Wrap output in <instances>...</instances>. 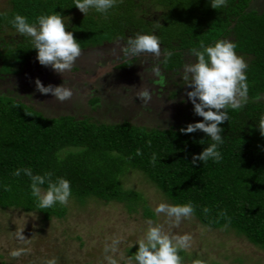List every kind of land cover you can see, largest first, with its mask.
<instances>
[{"label":"trees","instance_id":"obj_1","mask_svg":"<svg viewBox=\"0 0 264 264\" xmlns=\"http://www.w3.org/2000/svg\"><path fill=\"white\" fill-rule=\"evenodd\" d=\"M210 2L117 0L106 14L90 9L78 16L75 0H10L0 11V81L19 74L37 55L31 38L10 23L14 16L35 23L39 16L59 13L81 51L120 39L127 43L138 34L156 35L162 52L159 64L173 73L185 65L184 52L199 49L201 41L212 46L231 35L236 53L248 65V96L242 108L226 110L228 120L220 125L224 130L220 162L192 165V157L213 141L201 131L181 133L190 123L159 128L88 115L46 116L14 91L0 88V208L37 212L44 219L66 214L67 205L59 203L39 208L30 178L23 172L13 175L17 169L30 168L34 175L50 172L54 181L68 180L70 198L79 204L89 198L119 202L127 212L140 211L152 219L155 213L141 192L124 185V174L133 170L141 172L170 205L191 202L193 216L203 226L232 230L264 251V136L259 131L264 124V10H249L252 0H227L217 10ZM167 52L173 55L165 62ZM46 188L47 184L42 186ZM137 249V244L130 247L128 254L134 258ZM179 255L183 260L186 253L181 250Z\"/></svg>","mask_w":264,"mask_h":264},{"label":"rangeland","instance_id":"obj_2","mask_svg":"<svg viewBox=\"0 0 264 264\" xmlns=\"http://www.w3.org/2000/svg\"><path fill=\"white\" fill-rule=\"evenodd\" d=\"M9 1L0 0V11L9 7ZM248 9L263 11L264 0H252ZM74 14L83 13L77 9ZM232 39L228 35L223 40ZM125 46L127 43L120 39L86 48L62 76L32 59L19 74L1 80L0 88L14 91L46 116L88 115L109 122L129 120L159 128L201 118L194 114L186 95L191 89L181 79L184 66L177 73L166 72L159 64L162 52L159 57L149 53L132 56L123 51ZM126 60L130 64L119 67ZM184 60L185 64L194 63L188 52H184ZM36 79L45 86L62 84L72 96L60 101L51 94H41L36 90ZM145 88L152 96L147 104L138 99V93ZM96 97L94 104L91 100ZM123 179L126 187L141 192L154 213L158 204H169L141 172L130 170ZM148 221L162 226L172 236H192L191 246L184 249L182 264H264V251L232 230L203 226L194 216L179 225L163 214L145 218L140 211L127 212L122 203L96 198L83 204L69 198L66 214L61 218L44 219L37 212L0 208V264H45L53 258L57 264H110L109 257L116 264H136L128 249L144 237ZM21 231L24 240L18 238ZM112 247L115 251H105ZM19 249H23V254L13 257L11 253Z\"/></svg>","mask_w":264,"mask_h":264},{"label":"clouds","instance_id":"obj_3","mask_svg":"<svg viewBox=\"0 0 264 264\" xmlns=\"http://www.w3.org/2000/svg\"><path fill=\"white\" fill-rule=\"evenodd\" d=\"M116 3L117 0H75L74 5L85 15L90 9L106 14ZM226 5L227 0H211L210 2V7L214 10ZM10 23L19 34L31 38L32 49L36 50V59L39 64L44 67L50 66L61 76L72 69L81 55L79 42L71 31L66 30L67 25L59 13L39 16L35 23H30L26 17L17 14ZM236 47L234 42L227 40H219L212 46H205L201 41L199 49L191 50L196 61L185 64L183 67L181 79L185 82V86L191 89L186 92L187 98L193 105L194 114L203 119L200 122L188 124L181 128L180 132L191 134L201 131L213 141L198 155L192 157V165L209 160L220 162L222 156L218 146L223 143L221 133L224 131L220 125L228 120L226 110L229 108L238 110L247 102L246 69L248 65L241 56L237 55ZM123 51L132 56L149 53L159 57L161 55L160 40L153 34H138L128 39L127 47ZM172 55V52H167L165 62ZM155 71L159 75V70L155 69ZM35 87L41 94H51L60 101L72 96L71 90L64 88L62 84L45 86L36 79ZM138 99L147 104L152 96L145 88L138 93ZM259 131L264 136V124L259 127ZM136 154L142 155V152L137 149ZM151 162L156 163L155 154L152 155ZM21 172L30 178L31 194L37 198L39 208H51L57 203L64 206L68 204L71 196L68 180L57 178L54 181L50 172L34 175L30 168L17 169L13 175L18 177ZM45 184H47L46 190L42 189ZM5 190L10 191V186H5ZM203 211L207 213L209 209L204 208ZM155 213L163 214L175 225H179L183 219L194 215L195 208L191 202L183 205L160 203L155 208ZM148 224L144 237L137 243L138 249L134 254L136 264H182L179 252L191 246L192 236L190 234L172 236L166 233L162 226L153 225L152 221H148ZM18 238L25 239L22 231L18 234ZM109 250L115 251V247L105 249V251ZM22 254L23 249L11 253L13 257H19ZM108 259L110 264H116L111 257ZM45 264H57V261L53 258Z\"/></svg>","mask_w":264,"mask_h":264},{"label":"flooded vegetation","instance_id":"obj_4","mask_svg":"<svg viewBox=\"0 0 264 264\" xmlns=\"http://www.w3.org/2000/svg\"><path fill=\"white\" fill-rule=\"evenodd\" d=\"M100 47V46H99ZM96 48H98V47H96Z\"/></svg>","mask_w":264,"mask_h":264}]
</instances>
